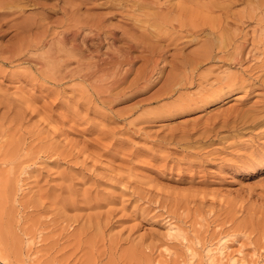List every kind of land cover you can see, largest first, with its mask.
<instances>
[{
    "label": "rangeland",
    "instance_id": "rangeland-1",
    "mask_svg": "<svg viewBox=\"0 0 264 264\" xmlns=\"http://www.w3.org/2000/svg\"><path fill=\"white\" fill-rule=\"evenodd\" d=\"M248 1L0 0L7 264H264V22L242 23L247 41L234 60L219 31L162 21L187 2L195 17L226 12L230 36L241 29L232 19L264 0ZM71 10L104 27L97 37L79 23L68 67L115 55L102 73L58 79L49 70L72 42L59 39L73 28ZM219 242L230 253L222 260Z\"/></svg>",
    "mask_w": 264,
    "mask_h": 264
},
{
    "label": "bare ground",
    "instance_id": "bare-ground-1",
    "mask_svg": "<svg viewBox=\"0 0 264 264\" xmlns=\"http://www.w3.org/2000/svg\"><path fill=\"white\" fill-rule=\"evenodd\" d=\"M113 1V0H112ZM189 1V0H188ZM195 1V0H194ZM198 0H196V4L198 3L197 2ZM200 1V0H199ZM246 1V0H245ZM248 1V0H247ZM250 1L251 0H249L248 1V3H250ZM170 2V1H169ZM180 3H182L181 1H180ZM253 3V2H252ZM67 4V3H66ZM174 4V3H173ZM199 4V3H198ZM206 5L205 6H207V8H209L208 7V4L207 3H205ZM71 5V4H70ZM182 5H184V4H181V6H180V4L178 5V3L176 4V5H171V6H169V7H167V9L169 10V11H173L174 13H167V16H166V13H165V15H163V16H165L166 18L165 19H161L162 21H164V23L165 22H169L168 24V26H170L172 29H174V30H176L175 29V27L177 28V29H184V31H191V32H193V31H195V30H197V31H200V33H202V32H208V33H210V34H212V35H215L216 33H217V31H219V35H217V43H218V47H219V49L221 50V51H223L222 49H229V48H233V50H232V52L230 51V53H231V57H233L234 58V60L235 59H241V54L243 53V51L245 50V44H246V41H247V38H246V33H242V28H241V26H242V23L243 22H248L250 19H252V20H255L256 21V23L258 24V23H261V22H264V18L263 17H260V16H257V14H256V10L258 9V10H262V11H264V1L262 2V1H255V3H253V5L250 7V9H249V7H248V9H247V12H243L242 14H240V16H238L237 18H235V19H232V17L230 18V19H232V23L233 24H235L237 27H239V28H241L238 32H236V33H232V34H230V36H228V34L226 33V31H227V28H226V26H228V19H229V17L224 13V14H220L218 17H216L215 19H213V17H212V19H210L209 17H208V15H209V12L208 11H210V12H212L210 9H207L208 11H206V10H203V11H201L202 12V14L203 15H196L197 17H195L194 15H192V14H194L193 13V8L192 7H190L189 5H187V2H186V6H182ZM190 5H193L192 3L190 4ZM200 5V4H199ZM248 5V4H247ZM188 6V7H187ZM195 6V5H194ZM200 6H204L203 5V3L201 2V5ZM204 6V7H205ZM218 6V5H217ZM221 6V5H220ZM249 6V5H248ZM74 7V6H73ZM198 9V8H197ZM223 9V7H220L219 8V10L221 11ZM76 10V9H75ZM75 13V11H70V12H68L69 14L67 15L68 17H66V20L67 19H69L70 20V22H71V20L73 19L75 22L74 23H72V25L71 26H69V27H73L71 30H66V31H61V34H60V37H59V39H60V41L62 42V43H64V42H66L67 41V39H69L70 41H72L71 42V44H70V46H69V48H66L65 47V45L63 46L62 45V47H60V48H58L57 49V54L59 55V53L58 52H60V56H63V58L64 59H61V58H59V56H55L57 59H61V64L58 62V64L59 65H53L54 63H53V61L54 60H52L51 58H54V57H52V56H47L50 60H52V66L55 68V69H52V66L50 67L51 69H49V70H51L50 72L52 73V75L54 76L55 74H56V72H58L57 73V77H58V79L60 78V79H62L63 77H65V76H69V77H71V76H76V75H81V76H83V77H85V78H88V77H90V76H94V75H96L98 72L100 73H102L103 72V66H102V64H107L106 63V61H111V62H117V58L116 59H114V56H113V54H110V55H107V58H108V60H101V61H95V62H93V63H91V65L90 64H83L84 63V60L82 61V60H80V61H82L83 63H81L80 61H79V59L81 58H78L76 61H75V66H74V68H69L68 67V64H70V63H68V57L70 56V55H72L73 53H72V51H74V52H76L77 50H78V44H76L75 43V41H74V39H75V34L76 33H78V28H83V26H80L79 25V23H81V24H83L86 28H88V29H90V31H92L93 32V34L95 35V36H97V37H99V33L101 32V31H103L102 29H103V25H102V23H101V19H99L98 17H100V16H98V17H96V16H93V17H96V18H94V19H92V20H88L87 18L86 19H83V21H80L79 19H80V16H78V18L79 19H77V18H73V13ZM196 12V11H195ZM64 13L66 14V12L64 11ZM72 13V14H71ZM198 13V12H197ZM196 13V14H197ZM213 13V12H212ZM73 15V16H72ZM80 15V14H79ZM158 15V14H157ZM161 15V14H160ZM264 15V14H263ZM77 16V15H76ZM89 17V16H88ZM160 17H162V15L160 16ZM173 19V20H172ZM64 20V19H63ZM68 21V20H67ZM104 21V20H103ZM173 21H175L176 23H177V25H172V23L171 22H173ZM160 22V21H159ZM231 23V22H230ZM77 25H79V27L77 26ZM173 26V27H172ZM19 27V26H18ZM20 28V27H19ZM18 29V28H17ZM22 29V31H21V34H22V32H24L23 31V28H20V30ZM85 29V28H84ZM238 29V28H237ZM111 31V30H110ZM110 31H108L109 33H110ZM113 32V31H112ZM14 33V32H13ZM20 33V32H19ZM46 33V32H45ZM16 34V33H15ZM113 34V33H112ZM195 34H196V31H195ZM17 35V37H19L18 36V34H16ZM36 35V34H35ZM43 35V34H42ZM39 36V35H38ZM37 36V37H38ZM35 37V36H34ZM34 37H33V39H34ZM37 37L34 39V46H36V45H40L41 43H42V37L41 38H38L37 39ZM195 37V36H194ZM58 39V40H59ZM20 40V39H19ZM27 40V39H26ZM211 41V40H210ZM29 42H31V41H29ZM29 42H28V44L27 45H29ZM208 42V41H207ZM212 42V41H211ZM210 42V43H211ZM59 43V42H58ZM67 43V42H66ZM213 43V42H212ZM22 44H23V46H24V43H23V41H22ZM134 44V42H129V44H128V47L131 49V47H132V45ZM215 44V46L217 47V45H216V43H214ZM214 44H207V45H214ZM127 45V44H126ZM142 45V44H141ZM12 46V45H11ZM20 46H21V44H20ZM19 46V47H20ZM23 46H21V48L23 47ZM206 46V45H205ZM210 46V47H211ZM209 47V46H208ZM213 47V46H212ZM212 47H211V49H212ZM9 48V47H8ZM12 48H14V47H12ZM26 48H28L27 46H26ZM63 48V49H62ZM264 48V47H263ZM10 49V48H9ZM16 50H18L17 48H15ZM23 49V48H22ZM25 49V48H24ZM207 49H209V48H207ZM210 49V50H211ZM214 49V48H213ZM80 50V49H79ZM210 50L209 51H207L208 53H210ZM8 51V50H7ZM19 51V50H18ZM14 52V51H13ZM20 52H21V50L19 51V52H17L16 51V53L14 52V53H11V50L9 51V56H6V58L8 59H10V58H12V56H14L15 54H19L20 55ZM152 52V51H151ZM200 52V51H199ZM206 52V51H205ZM207 52L206 53H202V56L204 55V54H206L207 55ZM226 52V51H225ZM23 53V52H22ZM48 53V52H47ZM46 53V54H47ZM201 53V52H200ZM199 53V54H200ZM227 53H229V52H227ZM229 53V54H230ZM55 54V53H54ZM76 54V53H75ZM78 54V53H77ZM115 54V53H114ZM16 55V56H17ZM210 56V55H209ZM208 56V57H209ZM117 57V56H116ZM204 57V56H203ZM230 57V56H229ZM5 58V59H6ZM47 58V59H48ZM70 58V57H69ZM72 58V57H71ZM70 58V59H71ZM198 58H200V57H198ZM206 58V57H205ZM69 59V60H70ZM82 59V58H81ZM35 60H37V59H35ZM192 61V60H191ZM194 61V60H193ZM57 62V61H56ZM109 63V62H108ZM195 63H197V64H199L200 63V61H197V62H195ZM184 65H185V63H184ZM47 66V65H46ZM90 66H91V68H90ZM48 67V66H47ZM88 67H89V69H92V67H93V70L89 73V72H87V77L84 75L85 74V72H83V74H80V73H82V71H87L88 70ZM182 67V66H181ZM192 67H195V64L193 65L192 64ZM197 67V66H196ZM180 68V67H179ZM183 68V67H182ZM181 68V69H182ZM180 69V70H181ZM193 69H195V68H193ZM48 70V69H47ZM173 70V69H172ZM183 70V69H182ZM193 71V70H192ZM97 72V73H96ZM43 73V72H42ZM104 74V73H103ZM102 75V74H101ZM56 76V75H55ZM99 76V75H98ZM47 77H48V75H47ZM56 78V77H55ZM184 78V77H183ZM75 79V78H74ZM171 225V224H170ZM169 225V226H170ZM174 226V225H173ZM174 228H178V227H175L174 226ZM168 229H169V231H168V235H172V233H171V231H172V226H170V228L168 227ZM175 230V229H174ZM176 231V230H175ZM175 232H173V234H174ZM217 247L215 248V249H212V250H214V252L213 251H211V252H213V254L215 253V251H216V253H217V255H218V257L220 256V255H223V253H227V254H230V253H228V246H226V244H225V242H219L218 243V245H216ZM227 251V252H226ZM189 252V251H188ZM190 253V255H191V257L190 258H193V256H195L194 254H193V252H192V250L189 252ZM215 253V254H216ZM207 257V260L208 259H210V258H212V254H208V255H206ZM224 256V255H223ZM227 256H229V255H227ZM231 256H233V255H231ZM234 257V256H233ZM233 257H228V258H230V260H229V263L230 264H243V258H233ZM189 258V259H190ZM213 258H214V256H213ZM213 258H212V260H213ZM220 258H221V260H222V258L223 257H219V260H220ZM228 258H226V260H228ZM193 260V259H192ZM192 260H190V261H192ZM209 261V260H208ZM0 262H3V263H5V264H7V261L5 260V258L4 257H0ZM210 263H215V262H212L211 260L209 261ZM191 264V263H190Z\"/></svg>",
    "mask_w": 264,
    "mask_h": 264
}]
</instances>
